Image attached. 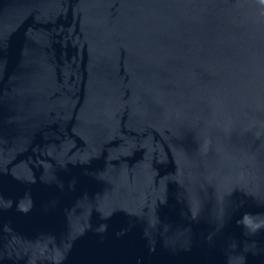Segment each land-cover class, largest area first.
<instances>
[{
	"label": "water",
	"instance_id": "95a60500",
	"mask_svg": "<svg viewBox=\"0 0 264 264\" xmlns=\"http://www.w3.org/2000/svg\"><path fill=\"white\" fill-rule=\"evenodd\" d=\"M0 264H264V0H0Z\"/></svg>",
	"mask_w": 264,
	"mask_h": 264
}]
</instances>
